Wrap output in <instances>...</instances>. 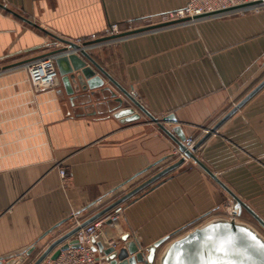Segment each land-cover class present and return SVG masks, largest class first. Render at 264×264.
Segmentation results:
<instances>
[{
    "label": "crops",
    "instance_id": "obj_1",
    "mask_svg": "<svg viewBox=\"0 0 264 264\" xmlns=\"http://www.w3.org/2000/svg\"><path fill=\"white\" fill-rule=\"evenodd\" d=\"M186 2L0 0V67H5L0 72V258L18 259L30 247L34 250L21 264L37 258L76 218L92 217L175 163L179 150L130 101L125 105L141 113L138 120L123 123L113 112L88 115L80 99L71 105L66 87L72 84L64 83L69 74L58 70L54 88L36 90L23 63L60 49L63 39L103 35L112 23H156ZM87 51L154 117L175 114L187 137L202 138L203 130L264 79V12L224 13ZM164 126L171 130L175 124ZM195 154L264 221V86ZM229 196L203 167L187 160L124 201L121 220L109 224L102 240L108 246L129 234L144 248L174 233L171 241L212 212L219 215ZM99 198L102 204L94 205ZM239 213L249 223L259 222L246 208Z\"/></svg>",
    "mask_w": 264,
    "mask_h": 264
},
{
    "label": "water",
    "instance_id": "obj_2",
    "mask_svg": "<svg viewBox=\"0 0 264 264\" xmlns=\"http://www.w3.org/2000/svg\"><path fill=\"white\" fill-rule=\"evenodd\" d=\"M179 20L176 22H181ZM172 23H160L135 29L133 31L115 35L109 38L118 36H127L139 34L150 30L162 28ZM106 38L98 39L95 42L103 41ZM65 45L53 52L57 53L56 64L59 73L62 75L69 74L64 83L72 84L71 87H66L67 93L71 96L70 102L72 107L77 106L78 99L86 105L83 111L88 114H106L113 112V116L120 119L121 122H132L141 118V113L136 111L134 107L125 105V100L130 101L141 112L145 113L150 119L159 124L163 131L169 135L178 145V148L189 159H193L201 167H203L214 179H216L234 198L235 207L238 210L242 208L248 209L254 217L263 225L264 221L244 203L233 191H231L206 165L199 160L195 152H192L185 145L187 136L183 130L181 123L178 121L175 114H169L162 119L154 117L136 98H134L125 88L117 83V81L89 54L87 51L88 45L95 42H86L82 45L69 40H61ZM77 78L80 79L77 85ZM109 80L111 84H106L105 80ZM87 80V83L85 82ZM116 87V89L114 87ZM264 86V79L254 87L243 99H241L227 114L224 115L207 133L199 139L194 145V150H197L204 141L212 134L229 117H231L242 105L252 98ZM100 88V89H98ZM92 90L87 92V90ZM83 92L80 96L75 94ZM121 94V96H119ZM106 100V101H102ZM94 101V104H90ZM89 104V105H88ZM80 111V110H78ZM76 113V110L74 111ZM83 113H81L82 115ZM165 123L175 124L172 129L164 126ZM185 162L184 158H180L175 163L165 167L149 179L129 191L127 194L112 202L92 217L82 222L80 226L72 228L70 231L55 239L50 245L35 259L32 264H43L46 259H56L62 250L67 249L69 244L78 247L76 239H71L75 233L81 228L91 223L95 219L110 212L115 206L123 203L134 194L160 179L168 172L174 170ZM107 223H111L110 220ZM52 229L49 230L52 231ZM166 235L147 247H142L135 239H130L129 234L121 237L123 245L118 246L113 243L105 246L102 242H96L99 250L104 254L105 264H154L157 260L158 264H204L207 260H226L232 264H264V234L253 224L246 221L232 220L227 217H214L206 222L196 226L192 230L184 233L170 241L171 236ZM212 237L214 239H209ZM230 237L233 241L229 248V253L225 257L220 253L211 251L216 240ZM165 247L158 256V249ZM34 247H30L24 255L16 258L4 260L0 258V264H21L27 255H30Z\"/></svg>",
    "mask_w": 264,
    "mask_h": 264
},
{
    "label": "built area",
    "instance_id": "obj_3",
    "mask_svg": "<svg viewBox=\"0 0 264 264\" xmlns=\"http://www.w3.org/2000/svg\"><path fill=\"white\" fill-rule=\"evenodd\" d=\"M247 12H264V0H187L184 6L168 11L161 16L160 21L151 23L147 26L184 20L165 26L175 27L184 24L196 23L202 18L214 17L224 13H236L243 15ZM133 26V23H128L126 27H121L118 23H112L107 32L103 35H93L89 39L78 38L76 39L75 43L82 45L86 42H95L98 39L106 38L103 41L88 45L87 50H89L90 48L102 45L103 43H110V41H117L126 37L118 36L116 38H109L138 29ZM57 56V53L51 52L49 54L30 59L23 63V66L27 71L29 80L36 90L52 89L57 85ZM262 60L264 61V53L262 55ZM3 69H5V67H0V72ZM131 95L135 97V92L132 91ZM207 130L208 129H206L205 131L207 132ZM196 142L197 141L194 136H190L187 137L185 145L189 150L196 153L197 150H194V145L196 144ZM175 154L178 156V158H184L185 161L189 160V158H187L185 154L180 150H177ZM60 175L63 177V179H66L67 171L63 168L60 169ZM102 202L103 198H99L95 201L94 205L96 204L97 206H100ZM124 211L125 205L123 203L118 204L110 212L95 219L86 226L81 227L74 235V239L77 240L79 246L74 247L72 244H69L68 248L62 250L56 259L48 258L47 260H45L46 264H105L104 255L99 250L96 242H102L104 244L102 239L103 237H105L106 228L110 226L109 224L117 225V223L121 220ZM229 215L230 219L233 220H236L237 217H240L239 210L235 207V205L231 206ZM108 220H110L111 223L108 224ZM83 221H85V219L76 218L72 225V228L80 226ZM113 243H117L118 246H120L122 244V241L113 239L109 242V245Z\"/></svg>",
    "mask_w": 264,
    "mask_h": 264
},
{
    "label": "rangeland",
    "instance_id": "obj_4",
    "mask_svg": "<svg viewBox=\"0 0 264 264\" xmlns=\"http://www.w3.org/2000/svg\"><path fill=\"white\" fill-rule=\"evenodd\" d=\"M151 23V22H150ZM149 23V24H150ZM133 27H135V28H141V27H138L137 25H134ZM204 132V134H205V130H203L201 133H203ZM197 137H200V135H194V138L196 139ZM196 141H197V139H196ZM174 161H177V160H179L180 158H178V156L176 155L175 157H174ZM189 161H193V159H189ZM168 165V164H167ZM233 205H235V200H234V198L232 197V196H229V198L226 200V202L224 203V205L221 207V211H219L218 212V214L219 215H214V213L212 212V214H213V216H208V217H210L209 219H211V218H214V217H218V216H222V217H227V218H229L230 219V215H229V211L231 210V206H233ZM217 214V213H216ZM208 219V220H209ZM233 220V219H232ZM236 220H240V221H246V218H245V216H241V217H237V219ZM207 221V220H206ZM206 221H204V222H206ZM246 222H248V221H246ZM249 223V222H248ZM252 223H254L253 225L254 226H256L263 234H264V227L259 223V222H257L255 219H253L252 220ZM252 223H250V224H252ZM200 224H202V223H200ZM191 230H192V228H191ZM188 232V231H187ZM187 232H185V233H187ZM184 234V233H183ZM35 259H37L36 257H32L29 261H28V263L27 264H31V263H33V261H35ZM47 260V259H46ZM43 264H46V262L45 263H43Z\"/></svg>",
    "mask_w": 264,
    "mask_h": 264
},
{
    "label": "snow or ice",
    "instance_id": "obj_5",
    "mask_svg": "<svg viewBox=\"0 0 264 264\" xmlns=\"http://www.w3.org/2000/svg\"><path fill=\"white\" fill-rule=\"evenodd\" d=\"M209 239H214V238L209 237ZM232 244H233V241L230 237L220 239V240H216L211 251L213 253H220L226 257L229 253V248L232 246ZM178 264H179V262H178ZM204 264H232V262L226 261V260H224V261H222V260H207L206 262H204Z\"/></svg>",
    "mask_w": 264,
    "mask_h": 264
},
{
    "label": "trees",
    "instance_id": "obj_6",
    "mask_svg": "<svg viewBox=\"0 0 264 264\" xmlns=\"http://www.w3.org/2000/svg\"><path fill=\"white\" fill-rule=\"evenodd\" d=\"M201 137H197L196 139L199 140Z\"/></svg>",
    "mask_w": 264,
    "mask_h": 264
},
{
    "label": "bare ground",
    "instance_id": "obj_7",
    "mask_svg": "<svg viewBox=\"0 0 264 264\" xmlns=\"http://www.w3.org/2000/svg\"><path fill=\"white\" fill-rule=\"evenodd\" d=\"M104 239H105V237H104Z\"/></svg>",
    "mask_w": 264,
    "mask_h": 264
}]
</instances>
